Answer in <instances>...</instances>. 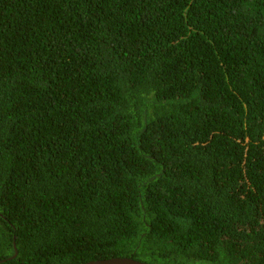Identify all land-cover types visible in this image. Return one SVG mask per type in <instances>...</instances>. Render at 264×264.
I'll return each instance as SVG.
<instances>
[{
    "label": "trees",
    "instance_id": "trees-1",
    "mask_svg": "<svg viewBox=\"0 0 264 264\" xmlns=\"http://www.w3.org/2000/svg\"><path fill=\"white\" fill-rule=\"evenodd\" d=\"M264 264V0H0V264Z\"/></svg>",
    "mask_w": 264,
    "mask_h": 264
},
{
    "label": "water",
    "instance_id": "water-1",
    "mask_svg": "<svg viewBox=\"0 0 264 264\" xmlns=\"http://www.w3.org/2000/svg\"><path fill=\"white\" fill-rule=\"evenodd\" d=\"M76 264H149L147 262L138 261L129 257H115L109 259L91 260L84 263Z\"/></svg>",
    "mask_w": 264,
    "mask_h": 264
}]
</instances>
